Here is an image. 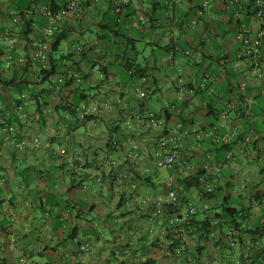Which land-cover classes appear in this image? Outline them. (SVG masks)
I'll use <instances>...</instances> for the list:
<instances>
[{
    "label": "crops",
    "instance_id": "obj_1",
    "mask_svg": "<svg viewBox=\"0 0 264 264\" xmlns=\"http://www.w3.org/2000/svg\"><path fill=\"white\" fill-rule=\"evenodd\" d=\"M53 1L61 11L65 0ZM200 1L130 0L118 13L115 0H81L82 13L55 25L70 34L63 57L54 53L61 67L53 83L15 67L18 85L0 91V264H187L170 221L190 208L185 234L194 264H264V79L236 58L235 30L220 3L191 24ZM16 3L41 6L0 0V30L21 40L42 33L39 11L23 18ZM69 69L78 77L60 83ZM0 76L12 70L1 65ZM46 96L40 114L35 100ZM147 114L158 127L141 124ZM7 128L25 148L6 142ZM178 135L175 164L160 180L154 152ZM197 173L199 186L176 183L180 208L159 201L169 176L175 183Z\"/></svg>",
    "mask_w": 264,
    "mask_h": 264
},
{
    "label": "built area",
    "instance_id": "obj_2",
    "mask_svg": "<svg viewBox=\"0 0 264 264\" xmlns=\"http://www.w3.org/2000/svg\"><path fill=\"white\" fill-rule=\"evenodd\" d=\"M99 0H93L94 3H97ZM130 0H115L117 5L116 12H120V6L126 5ZM252 7L250 8V13L248 16L253 17L256 20V26L252 27L243 21L245 13L241 10H236L233 13L235 20H240L238 29L234 32V38L237 44L239 45L236 58L240 61H244L247 66V72L249 75H253L257 78L264 79V65L261 62V53L262 48H264V0H250ZM213 3L224 4L225 7L232 8L234 6H244L249 4V0H202L201 4L195 10V17L191 20V24L194 26L197 24L198 19L206 12H208ZM34 9L38 10L39 13L45 17L46 23L41 35H32L28 39H19L16 38L9 28H4L0 30V48L2 50V58L4 61V67L11 69L14 61H17L20 65H25V54L28 55L30 59L31 68L40 71L42 68L47 67L48 52L50 50V41L53 29L57 21L63 17H76L82 13V4L81 0H65V8L61 11L54 13L51 9L46 6H35ZM243 21V22H242ZM16 55V58L14 57ZM37 62V63H36ZM99 68V64H96L95 69ZM66 71V70H65ZM68 71V70H67ZM71 72V71H68ZM64 75L63 74L61 77ZM239 90L243 91L246 87V81L243 80L239 84ZM138 90V97L145 98L146 93L143 89ZM21 108V107H19ZM225 114H223L224 116ZM138 120L144 126L149 128L158 127L157 120L153 117L152 114H147L144 118H138ZM6 132V129H4ZM193 133L196 132L195 129H192ZM184 134H188L189 130H185ZM200 133L197 132V136ZM179 135L175 138L176 142L174 144L161 142L159 144V149L154 152L155 155V166L157 169H172L175 164V154L173 151L179 146L178 140ZM7 143L11 144L16 148H25L27 141H17L15 136H10L6 140ZM32 143L39 145L41 144L40 138L34 137ZM45 146H49L48 142H45ZM228 158L232 157V152H228ZM219 171L218 168H213L211 174H217ZM128 177L127 174H122V178ZM174 181L173 176H169L167 179L168 193L166 198L163 201L170 205L180 208L182 206V201L178 199L177 192L175 189L171 188V185ZM214 188V185L207 186L204 192H211ZM195 211L193 208H190L186 213H179L172 215L170 223L173 224L175 232L180 236L178 247L179 252L185 263L194 264L193 260L188 251L187 247V236L184 231V226L189 224L192 220ZM203 218H207V214H203Z\"/></svg>",
    "mask_w": 264,
    "mask_h": 264
},
{
    "label": "trees",
    "instance_id": "obj_3",
    "mask_svg": "<svg viewBox=\"0 0 264 264\" xmlns=\"http://www.w3.org/2000/svg\"><path fill=\"white\" fill-rule=\"evenodd\" d=\"M39 1H40V5L41 6L48 7L54 13L58 12L59 8L55 5V3H54L53 0H45V1L39 0ZM201 1H200V4H201ZM200 4L197 7H199ZM213 4H212V6H213ZM14 7L16 8V10L19 11V14L23 18H24L25 12L32 9L31 8V5H28L26 7H23L22 5H20L18 3H16L14 5ZM251 7H252V3L250 2V0H249V4L248 5H244L242 7H240V6H234L232 8H228V9L225 7L224 4H221L222 13H224V16L227 17V20H228L229 23L232 22L234 30L238 29V25L240 23V20H235L234 17H233V13L236 10H241V11H243L245 13V16H248L249 13H250V8ZM62 8H65V1H64V4H63ZM116 8H117V5L115 3L114 4V9L116 10ZM32 10H34V9H32ZM82 10H83V8H82ZM120 12H118V13H120ZM244 19L245 18H243V21H245ZM45 23H46V19H45ZM23 33H24V35H28V34L31 33V30H25V32H23ZM41 34L42 33H38V35H41ZM69 34H70V32H69L68 29H62V30H58V29H55V28L53 29V33L51 35V41H50V50L48 52V60H49V63L47 65V67L42 68L38 72L39 76H37L42 83L45 82V81H50L51 83H53V81L51 80V77L60 71V67H61L60 65L61 64L58 61L61 58L55 57L54 53H56L58 51L61 43L64 40L67 39V37L69 36ZM238 47H239V45H238ZM77 51L79 53H81L82 55L85 54V52H83V48L81 46L77 47ZM59 54H61V53H59ZM14 57L16 58V55H14ZM25 57H26L24 59L25 62H26L25 65H20V64H18L17 61H14L13 62L12 67L10 69V70H12V76H11V78L7 79L4 76L3 77L0 76V91H1V95L5 94L4 91L7 89V87L12 86V85L13 86H17L18 85V82L16 81V79H17V68H15V67H18V69H21L22 68L24 72L26 70H28L29 68H31L30 59L28 58V55L25 54ZM61 57H63V54H61ZM98 63H99V61L98 60H95V62L93 63V66L92 67L95 68L96 64H98ZM1 65H3V68L4 69H7V68L4 67V61H3V58H2V50L0 48V67H1ZM68 71H71V72H68ZM68 71L67 70L66 71L64 70V75H63V77H61V80H63V81L60 82V83L66 84V83L70 82L71 79H74L75 80L76 77H78V74L76 72H73L70 69ZM28 84H29L28 82L25 83V85H28ZM47 97L48 96H46L45 97L46 99H43V101H41L38 97H36V100H35L36 109H37V111L40 114L42 113V107L48 105ZM0 98H2V97L0 96ZM18 103H20V100H17V103H16V105L14 107H15V109L17 107L18 110H21L19 108L20 106H19ZM56 106H58V104ZM14 114L17 116L16 112H14ZM3 116H4L3 117L4 122L7 121V120L11 121L12 114H10L9 112L4 113ZM3 125H5V124H3ZM8 125L10 127L11 124L8 123ZM4 133L8 134V136L6 138H9L10 136L13 135V136H15L17 138V141H22L21 139L18 138V136L16 135V133L14 131H11V129H8L7 128L6 129V132H4ZM48 144H49V146H46L47 148L51 146L50 143H48ZM200 176H201L200 173H197V174H189V175H187L185 177H182L180 179H177V181L175 183H174V181H175V179H174V181H173V183L171 185V188L174 189L178 183L179 184L181 183L185 187H192V186H195L196 187V186H199L202 183L201 182L202 180L200 179ZM213 192H214V188L212 189L211 192H205V194L206 195H212V194H214ZM177 197L180 200L178 193H177ZM169 206L172 209L177 208L176 206H173V205H170V204H169ZM233 210L234 209H232V208H225L224 211H225V213H229L230 211H233ZM203 219H204V221H203L204 222V226L208 225L209 224V219L208 218H203ZM190 224H191V221H190L189 224H187V225L184 226V231L185 232L188 231V227L190 226ZM172 245H174V244H171L170 247H172Z\"/></svg>",
    "mask_w": 264,
    "mask_h": 264
},
{
    "label": "rangeland",
    "instance_id": "obj_4",
    "mask_svg": "<svg viewBox=\"0 0 264 264\" xmlns=\"http://www.w3.org/2000/svg\"><path fill=\"white\" fill-rule=\"evenodd\" d=\"M62 44H64V42H62ZM62 44L60 45L58 51L56 52L57 55H59V53H61V52L64 51V48H62ZM33 105H34V103H33ZM160 170L161 171L158 173L157 176H158V179L162 180L163 179V176H164V178H166L168 176V171L165 168H162ZM38 260H40V258L38 256H34L33 257V261H38Z\"/></svg>",
    "mask_w": 264,
    "mask_h": 264
}]
</instances>
